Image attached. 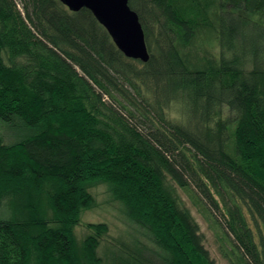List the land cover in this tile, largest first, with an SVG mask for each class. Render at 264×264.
Returning <instances> with one entry per match:
<instances>
[{"label": "trees", "instance_id": "1", "mask_svg": "<svg viewBox=\"0 0 264 264\" xmlns=\"http://www.w3.org/2000/svg\"><path fill=\"white\" fill-rule=\"evenodd\" d=\"M128 5L146 63L85 8L0 0V125L14 135L0 133V204L51 182L55 217L0 214V264H83L70 228L98 181L157 248L135 264H215L178 188L231 264H264V0Z\"/></svg>", "mask_w": 264, "mask_h": 264}, {"label": "rangeland", "instance_id": "2", "mask_svg": "<svg viewBox=\"0 0 264 264\" xmlns=\"http://www.w3.org/2000/svg\"><path fill=\"white\" fill-rule=\"evenodd\" d=\"M0 133L5 142L13 141V133L1 125ZM86 189L92 196V203L80 211L70 228L77 255L83 264H135L141 258L157 253L148 231L129 219L125 207L115 199L106 183L98 181L87 185ZM52 191L53 184L47 182L37 193H6L2 197L0 214L23 221L32 210L33 216L52 225L55 217L48 203ZM178 193L198 223L204 246L215 264H231L224 254L229 242L222 231L206 218L201 207L194 202L191 190L178 188ZM89 238L96 242L92 258L86 257L84 248Z\"/></svg>", "mask_w": 264, "mask_h": 264}, {"label": "water", "instance_id": "3", "mask_svg": "<svg viewBox=\"0 0 264 264\" xmlns=\"http://www.w3.org/2000/svg\"><path fill=\"white\" fill-rule=\"evenodd\" d=\"M71 12L89 10L126 57L146 63L149 53L138 15L128 0H59Z\"/></svg>", "mask_w": 264, "mask_h": 264}]
</instances>
